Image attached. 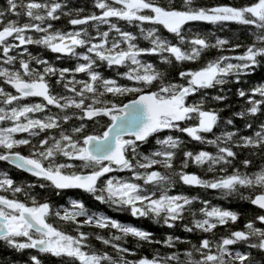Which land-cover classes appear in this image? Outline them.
Segmentation results:
<instances>
[{
    "label": "snow or ice",
    "instance_id": "snow-or-ice-1",
    "mask_svg": "<svg viewBox=\"0 0 264 264\" xmlns=\"http://www.w3.org/2000/svg\"><path fill=\"white\" fill-rule=\"evenodd\" d=\"M62 19L71 27H57ZM228 23L244 26L252 42L197 27ZM212 50L219 54L208 57ZM258 69L264 73V0H91V10L72 0H5L0 162L34 179L0 171V243L21 254L0 264H46L45 257L58 264H264V227L257 226L264 225V76L248 79ZM230 96L243 102L239 110ZM190 164L205 175L186 171ZM180 186L214 190L256 211L231 229L239 212L172 194ZM69 190L162 228L179 224L195 242L174 233L158 239L79 197L58 206L54 198ZM145 245L151 256L139 254Z\"/></svg>",
    "mask_w": 264,
    "mask_h": 264
},
{
    "label": "trees",
    "instance_id": "trees-1",
    "mask_svg": "<svg viewBox=\"0 0 264 264\" xmlns=\"http://www.w3.org/2000/svg\"><path fill=\"white\" fill-rule=\"evenodd\" d=\"M246 2L247 0H197L198 4H203V5H215V4L240 5ZM4 4H5V0H0V7H2ZM72 4L86 7L87 10H91V0H72ZM56 26L59 28H70L71 27L70 25L67 24V19H62L56 22ZM197 27H199L202 31L214 33L215 36L230 37L234 40V42H240L245 45L251 43L253 39L249 31L244 26H241L235 23H228L223 29H221L218 25H208V24H198ZM130 30L135 31V29H130ZM163 32L165 35H168L166 30H163ZM140 44L141 46H144V47L148 46L147 41L141 40ZM29 47L32 49L34 53L38 51H42L40 49H37L35 46H29ZM238 51H243V49H240ZM218 54L219 53L216 50H212L208 53V57H212ZM225 54H232V53H225ZM43 55L45 56V58L52 60L53 63L57 65L61 64L60 61L55 60V56L57 54H53L51 52L45 51L43 52ZM145 59L159 63L156 57H146ZM64 66H71V64L65 63ZM186 66L195 67L196 65L188 64ZM121 71H123V69H121ZM104 74L106 76L113 75V73L110 71H105ZM261 76H264V73H261L258 69L257 74H255L254 76L248 79L250 83H256L260 81ZM78 78H86V77H84L83 74H79ZM230 100L232 102V110H239V107L241 106L243 102L239 98L233 97V96H230ZM220 106L223 107V105H220ZM223 115L224 116L229 115V111H225ZM236 123L238 126L242 127V122L240 120L237 119ZM214 131H217V134H218V130H214ZM184 139L188 140L189 138L185 135ZM189 146L197 150H199L200 148H204L207 151H215V149L212 146L198 145L197 142H194V141L190 142ZM21 151L26 153L27 149L22 148ZM4 170H7L9 174L17 181H31L34 179L14 169L8 164L4 162H0V171H4ZM186 171L196 173L198 175H205L204 171L201 168H198L194 164H190L189 168ZM229 171H231V169H229ZM119 175H126V173H121ZM211 176H212L211 173L206 174V178H211ZM178 191H182L189 195H198L201 198L209 200L211 205L218 206L221 208H227V209H231V210L239 212L240 218L238 219V221L235 224H229L227 226L228 228H231V229H242L247 219L252 217L256 211L254 206L249 205L247 201L239 200L238 198H234V197L233 198H220L219 193L214 190H205L202 188L194 189V188H190L187 186H180L177 189H173L172 194H175ZM77 197L84 199V201L88 205H90L93 210L104 212L105 214L123 223L133 224L135 226H139V227L153 231L158 239L163 238L168 233H174L175 235H179L182 238L193 239V242H195L193 238V234L184 232L183 228L179 224L177 225L175 229L162 228L156 224H153L151 220H147L144 218L136 219V218H133L128 212H117L112 209H109L106 205H102V204H99L98 202H95L91 197H89L87 194H84L82 192H66L62 197L54 198V200L59 206L61 204L66 205L70 198H77ZM194 207H196L197 209L201 207L199 201L195 202ZM184 222L187 223L188 221L185 220ZM257 226L264 227V225H260L259 222H257ZM85 230L86 231H96V229H85ZM216 231L219 233H224L225 226H218ZM104 234L107 235L108 233L105 232ZM93 244L97 248L102 247L98 241L93 240ZM134 244H135V241L133 240V238L129 237V244L127 246L131 248L134 246ZM154 247H160L161 251H169V249L163 248L162 246H154ZM186 247H187L186 244L179 245V248L181 251H183ZM109 251H111V249H109ZM152 252H153V247L145 245L139 254L151 256ZM133 258L135 257L129 256V259H133ZM5 260L20 261L21 254L14 253L11 249H5L3 244L0 243V261H5ZM45 261H46V264H58V261L52 257H45Z\"/></svg>",
    "mask_w": 264,
    "mask_h": 264
},
{
    "label": "water",
    "instance_id": "water-1",
    "mask_svg": "<svg viewBox=\"0 0 264 264\" xmlns=\"http://www.w3.org/2000/svg\"><path fill=\"white\" fill-rule=\"evenodd\" d=\"M193 188H198V187H193ZM69 191H72V190H69Z\"/></svg>",
    "mask_w": 264,
    "mask_h": 264
},
{
    "label": "bare ground",
    "instance_id": "bare-ground-1",
    "mask_svg": "<svg viewBox=\"0 0 264 264\" xmlns=\"http://www.w3.org/2000/svg\"><path fill=\"white\" fill-rule=\"evenodd\" d=\"M119 215V214H118Z\"/></svg>",
    "mask_w": 264,
    "mask_h": 264
}]
</instances>
